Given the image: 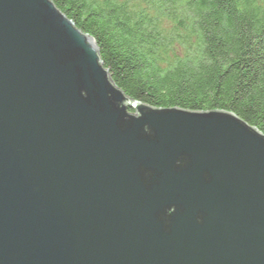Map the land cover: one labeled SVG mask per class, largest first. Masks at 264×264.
<instances>
[{"label": "water", "instance_id": "95a60500", "mask_svg": "<svg viewBox=\"0 0 264 264\" xmlns=\"http://www.w3.org/2000/svg\"><path fill=\"white\" fill-rule=\"evenodd\" d=\"M0 264H264V132L134 100L53 0H0Z\"/></svg>", "mask_w": 264, "mask_h": 264}, {"label": "trees", "instance_id": "16d2710c", "mask_svg": "<svg viewBox=\"0 0 264 264\" xmlns=\"http://www.w3.org/2000/svg\"><path fill=\"white\" fill-rule=\"evenodd\" d=\"M129 97L226 110L264 132V0H53Z\"/></svg>", "mask_w": 264, "mask_h": 264}, {"label": "rangeland", "instance_id": "374dc122", "mask_svg": "<svg viewBox=\"0 0 264 264\" xmlns=\"http://www.w3.org/2000/svg\"><path fill=\"white\" fill-rule=\"evenodd\" d=\"M133 113H134V111L133 110H131Z\"/></svg>", "mask_w": 264, "mask_h": 264}, {"label": "flooded vegetation", "instance_id": "af4514ba", "mask_svg": "<svg viewBox=\"0 0 264 264\" xmlns=\"http://www.w3.org/2000/svg\"><path fill=\"white\" fill-rule=\"evenodd\" d=\"M172 210H174V209L172 208Z\"/></svg>", "mask_w": 264, "mask_h": 264}]
</instances>
